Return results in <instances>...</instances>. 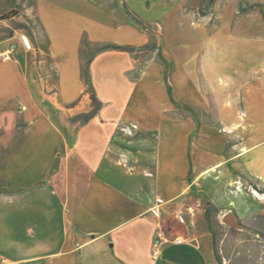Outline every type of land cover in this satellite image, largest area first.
I'll return each instance as SVG.
<instances>
[{
    "label": "crops",
    "instance_id": "obj_1",
    "mask_svg": "<svg viewBox=\"0 0 264 264\" xmlns=\"http://www.w3.org/2000/svg\"><path fill=\"white\" fill-rule=\"evenodd\" d=\"M237 184L264 192V0H0V264H221L215 222L264 214Z\"/></svg>",
    "mask_w": 264,
    "mask_h": 264
},
{
    "label": "rangeland",
    "instance_id": "obj_2",
    "mask_svg": "<svg viewBox=\"0 0 264 264\" xmlns=\"http://www.w3.org/2000/svg\"><path fill=\"white\" fill-rule=\"evenodd\" d=\"M207 5L208 2L198 8L202 9ZM210 6L214 14L209 22L214 25L217 22L216 10L213 5ZM200 13L206 12L200 11ZM237 186L253 198L264 197V192H256L248 185L237 184ZM233 214L242 227L227 225L223 219L217 220L214 224L216 249L222 264H264V214L255 212L247 215Z\"/></svg>",
    "mask_w": 264,
    "mask_h": 264
},
{
    "label": "built area",
    "instance_id": "obj_3",
    "mask_svg": "<svg viewBox=\"0 0 264 264\" xmlns=\"http://www.w3.org/2000/svg\"><path fill=\"white\" fill-rule=\"evenodd\" d=\"M200 11H205L206 14L209 15L211 18L214 14L213 9L210 5L204 6L202 9H199ZM13 48H10L2 53V57L4 59H11L13 56ZM258 192L257 190H255ZM148 213L151 217L155 219L156 222V229H155V235H154V241H153V254H157L160 251V248L162 244L169 240V236L167 233L166 224L162 215V211L158 206H153L148 210ZM176 241L181 242L182 239L180 237L176 238Z\"/></svg>",
    "mask_w": 264,
    "mask_h": 264
},
{
    "label": "water",
    "instance_id": "obj_4",
    "mask_svg": "<svg viewBox=\"0 0 264 264\" xmlns=\"http://www.w3.org/2000/svg\"><path fill=\"white\" fill-rule=\"evenodd\" d=\"M223 221L230 226L242 227L241 223L238 222L236 216L233 213H228L223 218Z\"/></svg>",
    "mask_w": 264,
    "mask_h": 264
},
{
    "label": "trees",
    "instance_id": "obj_5",
    "mask_svg": "<svg viewBox=\"0 0 264 264\" xmlns=\"http://www.w3.org/2000/svg\"><path fill=\"white\" fill-rule=\"evenodd\" d=\"M11 13H15L14 11H12ZM220 258V257H219ZM220 262H221V264H222V261H221V258H220Z\"/></svg>",
    "mask_w": 264,
    "mask_h": 264
}]
</instances>
